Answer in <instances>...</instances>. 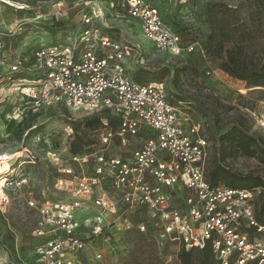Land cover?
<instances>
[{
	"label": "built area",
	"instance_id": "2783aa9c",
	"mask_svg": "<svg viewBox=\"0 0 264 264\" xmlns=\"http://www.w3.org/2000/svg\"><path fill=\"white\" fill-rule=\"evenodd\" d=\"M106 3L58 1L51 19L78 9L79 28L55 41L25 45L22 53L6 37L44 20L45 14L18 20L8 33L0 31V89L18 92L16 114L63 104L102 120L96 129L101 146L95 151L67 158L48 151L58 172L54 186L65 195L56 201L27 197L38 213L34 235L41 241L28 261L9 264H82L80 251L107 240L106 231L130 228L128 215L140 210L152 215L162 247L170 242L179 252L210 247L219 264H264V220L258 218L264 186L238 188L209 180L210 148L220 142L211 143L200 125L170 101L164 83L130 78V47L98 24ZM112 5L134 19L157 48L174 55L196 51V44L185 42L154 2L116 0ZM146 129L150 133L144 136ZM20 152L24 161L5 176L4 188L20 190L29 182L21 166L36 164L38 155L27 147ZM137 228L145 232L148 225L140 221Z\"/></svg>",
	"mask_w": 264,
	"mask_h": 264
},
{
	"label": "rangeland",
	"instance_id": "374dc122",
	"mask_svg": "<svg viewBox=\"0 0 264 264\" xmlns=\"http://www.w3.org/2000/svg\"><path fill=\"white\" fill-rule=\"evenodd\" d=\"M58 1L72 6L85 0L0 1V31L4 33L20 19L29 21L38 12L45 14L44 20L31 22L23 32L7 36L8 44L22 53L25 45L41 43L42 39L55 41V36L65 37L77 30L81 24L78 9L63 19H51ZM105 1L106 14L98 24L104 33L130 47L126 67L132 80L164 83L170 101L200 125L211 143L221 142L222 134L238 126L260 139L264 147V0H149L159 6L185 42L196 44V51L180 55L157 48L143 36L134 19L112 5L116 0ZM230 55L235 56L236 64L230 62ZM17 102L18 92L9 87L0 89V153L13 154L10 168L0 175V264L28 261L35 244L41 241L34 235L38 213L28 206L27 197L56 201L65 195L54 186L58 172L48 151L67 158L101 146L96 126L89 125L93 115L60 104L27 110L19 116L14 109ZM145 133L150 131L146 129ZM25 147L38 155L36 164L24 162L21 166L29 177L28 184L20 190L4 188L5 176L14 172L18 161H24L18 156ZM219 165L233 173L264 177V163L258 157L224 152L221 145H211L207 175ZM132 213L128 215L130 228L106 231L107 240L77 254L81 263L180 264L178 245L170 242L162 247L158 243L152 215L142 210ZM108 217L112 219L111 214ZM140 221L148 225L145 232L137 228ZM95 251L101 254L100 259ZM195 257L200 264L199 254ZM214 264L219 263L214 259Z\"/></svg>",
	"mask_w": 264,
	"mask_h": 264
},
{
	"label": "trees",
	"instance_id": "16d2710c",
	"mask_svg": "<svg viewBox=\"0 0 264 264\" xmlns=\"http://www.w3.org/2000/svg\"><path fill=\"white\" fill-rule=\"evenodd\" d=\"M172 26L174 27L173 24ZM230 62L237 63L235 56L230 55ZM231 73L237 75L234 71H231ZM257 82L258 81H255V83ZM93 116L94 117L90 120L89 125H95L96 127L94 128L97 129L102 125V120L100 116ZM220 145L221 150L224 152H241L249 157H258L264 163V147L261 145L260 139L247 134L238 126H233L230 130L221 135ZM208 178L214 183L223 182L228 186L238 188L264 186V177L261 175H255L252 173H233L221 165L215 167V169H213L208 175ZM258 218L261 222L264 220V196L261 198L258 208ZM196 253L200 256V264H214V258L210 247L204 249H182L179 253L180 264H196Z\"/></svg>",
	"mask_w": 264,
	"mask_h": 264
},
{
	"label": "bare ground",
	"instance_id": "6f19581e",
	"mask_svg": "<svg viewBox=\"0 0 264 264\" xmlns=\"http://www.w3.org/2000/svg\"><path fill=\"white\" fill-rule=\"evenodd\" d=\"M12 157L13 154L10 152L0 153V175H3L6 171H8V169L10 168L9 160ZM1 190H2V186L0 183V191Z\"/></svg>",
	"mask_w": 264,
	"mask_h": 264
}]
</instances>
